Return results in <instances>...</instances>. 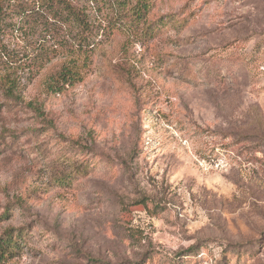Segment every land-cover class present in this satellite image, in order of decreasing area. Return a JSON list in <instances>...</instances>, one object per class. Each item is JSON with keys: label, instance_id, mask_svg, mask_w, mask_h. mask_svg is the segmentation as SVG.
<instances>
[{"label": "rangeland", "instance_id": "obj_1", "mask_svg": "<svg viewBox=\"0 0 264 264\" xmlns=\"http://www.w3.org/2000/svg\"><path fill=\"white\" fill-rule=\"evenodd\" d=\"M69 1L0 0V264H264V0Z\"/></svg>", "mask_w": 264, "mask_h": 264}, {"label": "trees", "instance_id": "obj_2", "mask_svg": "<svg viewBox=\"0 0 264 264\" xmlns=\"http://www.w3.org/2000/svg\"><path fill=\"white\" fill-rule=\"evenodd\" d=\"M137 3L135 6H133L129 12L132 14V18L136 19L137 21H141L149 15V12L151 10L150 7V0H135ZM122 3V2H121ZM123 12L124 14L127 12L128 8L131 7L133 4V0H124L123 1ZM45 8L47 11L53 13L55 16H60L62 17L64 14L66 18L74 20V21H79L80 20V15L77 13L76 8H74L69 0H46L45 3ZM1 15V12H0ZM13 241V239H8V240H3L0 239V258L2 255H4V252L7 250L5 249V246L8 248L10 246V242ZM189 252H193V248L189 250ZM3 253V254H2ZM199 259V255H197ZM187 259L189 257H186Z\"/></svg>", "mask_w": 264, "mask_h": 264}]
</instances>
